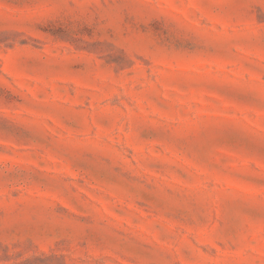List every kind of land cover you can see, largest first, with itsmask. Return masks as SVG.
<instances>
[{"label": "rangeland", "instance_id": "obj_1", "mask_svg": "<svg viewBox=\"0 0 264 264\" xmlns=\"http://www.w3.org/2000/svg\"><path fill=\"white\" fill-rule=\"evenodd\" d=\"M0 264H264V0H0Z\"/></svg>", "mask_w": 264, "mask_h": 264}]
</instances>
